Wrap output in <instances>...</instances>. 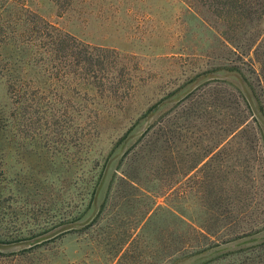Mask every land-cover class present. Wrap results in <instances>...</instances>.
<instances>
[{
    "label": "rangeland",
    "instance_id": "1",
    "mask_svg": "<svg viewBox=\"0 0 264 264\" xmlns=\"http://www.w3.org/2000/svg\"><path fill=\"white\" fill-rule=\"evenodd\" d=\"M194 5L0 0V264H264V145L178 174L234 97L264 142V95Z\"/></svg>",
    "mask_w": 264,
    "mask_h": 264
},
{
    "label": "trees",
    "instance_id": "2",
    "mask_svg": "<svg viewBox=\"0 0 264 264\" xmlns=\"http://www.w3.org/2000/svg\"><path fill=\"white\" fill-rule=\"evenodd\" d=\"M190 7L194 8L195 3L199 4L201 8H204L207 12L214 16L215 23H210L202 13L196 10L197 14L201 16V21L207 26L208 29L213 30L218 36L220 43L228 49V51L234 55L241 63L249 67L248 85L254 86L260 90L264 95V28H261L264 22V0H183ZM222 26V27H220ZM244 31H241L243 28ZM241 32L239 36L238 33ZM246 58L247 62L243 59ZM239 69H237L238 71ZM254 83H256L254 85ZM254 91V90H253ZM256 91V90H255ZM235 95H232L234 97ZM239 98V96L237 97ZM233 98L227 108H232L237 111L235 114L230 115V119L226 128H219L214 134L213 143L209 147L205 145L204 154L199 155L193 153L190 155V165L187 166V172L180 171L179 176H188L193 171L201 175L206 169H209L216 161L224 155L226 149L234 145V143H243L250 145H264L261 137H257L256 133H249L251 127L248 125V121L251 119L253 125H260V121L255 117L250 105L240 96L241 100ZM262 105L258 111L262 113ZM261 117L263 115L261 114ZM264 118V117H263ZM205 161V159H207ZM221 162V160H220ZM202 164V165H201ZM199 165H201L199 167ZM217 172L221 171L220 164L216 169ZM197 174V175H198ZM194 175L193 177H196ZM121 184L126 185L132 189L138 196H147L143 191L139 181L132 179V177L124 174L118 177ZM153 208H149L144 212L142 222L147 218ZM170 215L177 218L175 212L170 211ZM143 214V213H141ZM142 223H139L136 227H133V240L136 235V231L140 228ZM190 229L197 231L194 227L190 226ZM211 234L210 231L205 230ZM239 237H246V231H239ZM200 234H202L200 232ZM249 235V234H248Z\"/></svg>",
    "mask_w": 264,
    "mask_h": 264
}]
</instances>
